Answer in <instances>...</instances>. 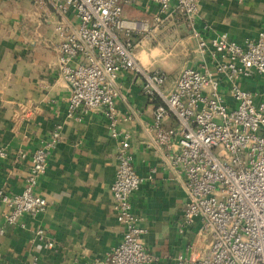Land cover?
<instances>
[{
	"label": "crops",
	"instance_id": "0c3cea01",
	"mask_svg": "<svg viewBox=\"0 0 264 264\" xmlns=\"http://www.w3.org/2000/svg\"><path fill=\"white\" fill-rule=\"evenodd\" d=\"M0 0V146L6 150L0 160V189L6 193L24 188L33 148L48 140L59 126L57 147L35 192L44 196L46 208L23 213L9 223V208L0 204V262L4 264H103L107 251L118 244L123 227L116 219L111 184L116 163V141L95 116H67L69 85L58 72L59 17L52 0ZM198 15L192 24L184 17L161 31L150 33L153 3L133 0L122 3V39L130 34L137 60L149 55L146 69L161 68L173 81L182 66L214 68L206 56L194 52L198 37L206 40L226 33L237 42L254 39L264 29V0H197ZM65 20L78 18L72 7ZM135 22V23H134ZM153 49L161 54L151 57ZM204 64L206 67L201 66ZM143 78L132 70L116 79V112L132 134L131 152L140 188L132 195L133 206L145 248L158 256L154 264H198L207 250L200 234L199 218L179 230L180 212L187 199L183 177L169 165L177 148L158 146L145 129L153 119L158 96L146 95ZM240 85L255 91L264 101V75L252 70ZM164 127H174L167 117ZM41 229L43 233H37ZM47 241H53L49 248ZM103 259L97 262L96 260Z\"/></svg>",
	"mask_w": 264,
	"mask_h": 264
},
{
	"label": "built area",
	"instance_id": "2783aa9c",
	"mask_svg": "<svg viewBox=\"0 0 264 264\" xmlns=\"http://www.w3.org/2000/svg\"><path fill=\"white\" fill-rule=\"evenodd\" d=\"M132 1L52 0L59 17L58 72L69 85L67 116L97 117L116 141L111 194L123 236L104 261H96L154 264L158 259L140 239L145 229L132 202L142 178L133 163L132 134L123 121L140 114L119 118L116 112V79L132 70L142 76L143 92L162 101L154 107L152 122L145 129L158 146H177L169 165L182 175L187 189L179 230L199 218L200 234L207 240V250L197 263L264 264V101H256L255 91L240 85L252 70L264 75V29L243 44L226 33L208 40L198 37L194 52L206 55L214 68L182 66L168 84L161 68L146 69L140 64L129 33L126 39L119 36L125 24L122 3ZM150 1L152 27L142 25L148 33L175 27L182 17L192 24L198 15L197 0ZM38 2L44 5L43 0ZM70 7L78 18L75 25L65 20ZM167 117L176 119L174 127L162 125ZM58 128L31 151L24 188L11 193L0 189V204L9 208L5 214L9 223L23 213L46 208L45 197L35 188L57 147ZM5 155L0 146V160ZM45 245L51 248L54 242Z\"/></svg>",
	"mask_w": 264,
	"mask_h": 264
},
{
	"label": "clouds",
	"instance_id": "9594fccd",
	"mask_svg": "<svg viewBox=\"0 0 264 264\" xmlns=\"http://www.w3.org/2000/svg\"><path fill=\"white\" fill-rule=\"evenodd\" d=\"M161 51L160 49H153L151 52V57L155 58L156 56L160 55ZM138 59L140 60L141 64H143L145 67H149L151 64V61L149 59V55L141 52L138 56Z\"/></svg>",
	"mask_w": 264,
	"mask_h": 264
},
{
	"label": "bare ground",
	"instance_id": "6f19581e",
	"mask_svg": "<svg viewBox=\"0 0 264 264\" xmlns=\"http://www.w3.org/2000/svg\"><path fill=\"white\" fill-rule=\"evenodd\" d=\"M36 213H38V212H36ZM39 230V229H38Z\"/></svg>",
	"mask_w": 264,
	"mask_h": 264
}]
</instances>
